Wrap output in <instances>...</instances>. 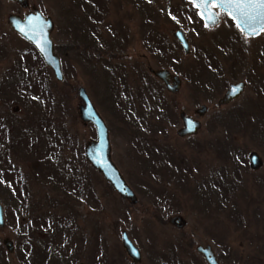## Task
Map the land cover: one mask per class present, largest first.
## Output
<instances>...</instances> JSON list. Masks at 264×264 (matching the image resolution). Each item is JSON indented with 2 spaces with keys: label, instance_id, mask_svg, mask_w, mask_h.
Returning <instances> with one entry per match:
<instances>
[{
  "label": "rangeland",
  "instance_id": "rangeland-1",
  "mask_svg": "<svg viewBox=\"0 0 264 264\" xmlns=\"http://www.w3.org/2000/svg\"><path fill=\"white\" fill-rule=\"evenodd\" d=\"M34 7L55 23L65 80L34 60L9 24L11 14ZM219 14L210 28L188 0H30L28 7L0 0V182L9 186L0 183V264H25L19 240L31 234L37 264H209L197 249L208 244L220 264H264V31L248 37ZM179 28L189 53L174 36ZM149 67L179 74L180 91L170 93ZM39 76V89L19 86ZM238 81L246 82L243 93L219 106ZM81 86L106 120L112 159L136 203L87 161L85 146L97 133L80 116ZM143 108L134 126L129 110ZM181 111L201 120L197 134L178 135ZM252 151L263 160L258 169L249 165ZM8 166L16 173L3 176ZM17 175L21 197L10 181ZM177 214L183 228L169 222ZM124 230L141 262L128 255Z\"/></svg>",
  "mask_w": 264,
  "mask_h": 264
},
{
  "label": "water",
  "instance_id": "water-1",
  "mask_svg": "<svg viewBox=\"0 0 264 264\" xmlns=\"http://www.w3.org/2000/svg\"><path fill=\"white\" fill-rule=\"evenodd\" d=\"M10 1H17L23 7H28L30 4V0ZM190 1L199 10L205 25L209 27H214L219 24L220 16L218 14V10H222L227 14L229 11H231L233 15L236 16L235 20L232 18V16H230L232 20H234L236 25L239 23V28L241 29L242 33L249 37L259 35L262 32L261 28L264 27V18L257 16L256 20L244 23V17L241 16L239 10H237L235 7L220 6L219 0H212V2L207 6H205L202 0ZM245 11L250 10L245 9ZM209 16L213 17V19H209ZM9 23L15 31H17L22 37L28 40L35 47L45 64L53 69L57 79L61 81L65 80L62 59L56 51L55 42L52 38V32L55 27L52 17L44 14L39 8L34 7L33 10L29 11L24 16L19 14H11L9 16ZM251 28H255L258 34L249 35L248 33ZM174 35L182 44L185 52L189 53L191 51V45L185 31L178 29L175 31ZM151 71L167 84L169 90H179L181 79L178 75H174L173 84H171L169 80V70H155L152 68ZM243 90L244 82L240 81L230 83L229 88L226 90L224 96L219 100V104L224 105L230 103L232 100L239 97L243 93ZM79 95L83 100V104L80 106V116L82 120L85 122H92L97 130V139L89 142L86 147V154L89 161L104 175V177L112 184L119 194L136 203L138 198L135 194V191L127 183L120 169L111 159L109 130L105 120L95 107L84 86L79 88ZM206 111L207 107L205 105L199 109V113L201 115L206 113ZM182 117L185 122V127L179 130L180 135L195 134L199 131L201 128L200 120H195L189 116H185L184 113H182ZM250 164L254 169H258L263 165V160L257 151L250 153ZM172 223L178 227H182L185 223V220L182 216L178 215L172 218ZM4 225L5 208L0 201V226ZM5 244L10 252L14 251V243L10 239L5 240ZM123 244L131 257H133L135 260L141 259L140 249L130 238L127 231H123ZM197 249L204 255L209 264H220L219 259L211 245H199Z\"/></svg>",
  "mask_w": 264,
  "mask_h": 264
},
{
  "label": "flooded vegetation",
  "instance_id": "flooded-vegetation-1",
  "mask_svg": "<svg viewBox=\"0 0 264 264\" xmlns=\"http://www.w3.org/2000/svg\"><path fill=\"white\" fill-rule=\"evenodd\" d=\"M33 10V9H32ZM31 11V10H30ZM29 12V11H28ZM28 12H26V13H28ZM26 13H24L23 15H21V16H24ZM20 15V14H19ZM9 21V20H8ZM10 24V23H9ZM12 27V26H11ZM13 29V28H12ZM14 30V29H13ZM15 31V30H14ZM15 32H17V31H15ZM18 33V32H17ZM19 34V33H18ZM20 35V34H19ZM21 36V35H20ZM22 37V36H21ZM22 38H24V37H22ZM25 39V38H24ZM26 40V39H25ZM28 41V40H27ZM28 43L29 44H31L29 41H28ZM31 46H32V51H33V53H35L36 54V57L34 58V60H38V57H39V53H38V51L35 49V47L31 44ZM56 47V46H55ZM191 52V51H190ZM49 67V66H48ZM50 68V67H49ZM151 69H152V67H149V72L150 73H152L155 77H157L158 79H160L157 75H155L152 71H151ZM154 69V68H153ZM163 69H167V68H163ZM155 70H159V69H155ZM167 70H169V69H167ZM28 71H30V69H28ZM169 72H170V78H169V80H170V83L171 84H173V77H174V75H178L179 77H180V75L179 74H173L170 70H169ZM180 79H181V77H180ZM163 83H164V85H165V88L170 92V93H177L178 91H180V89H181V87H182V79H181V84H180V87H179V90L178 91H171V90H169V88H168V86H167V84L162 80V79H160ZM239 82V81H238ZM242 82H244V81H242ZM231 83H234V82H231ZM42 84H45L44 83V81L42 80V78L39 76L38 77V79L36 80V81H25L24 80V82L22 83V84H20L19 86L20 87H22V88H25L26 90H28V89H33V88H40L41 87V85ZM230 85V84H229ZM85 87V86H84ZM229 87V86H228ZM86 88V87H85ZM245 88H246V82H244V90H245ZM148 90H149V88H147ZM86 90H87V88H86ZM243 90V91H244ZM87 92H88V90H87ZM149 92H150V90H149ZM88 94H89V92H88ZM150 95L152 96V98L153 99H157L158 97L159 98H161V96H160V93L158 92V91H151L150 92ZM89 96H90V94H89ZM90 98H91V96H90ZM114 99V101H113V103L117 100V97L116 98H113ZM91 100H92V98H91ZM235 100V99H234ZM93 101V100H92ZM233 101V100H232ZM231 101V102H232ZM230 102V103H231ZM94 103V102H93ZM227 104H229V103H227ZM227 104H224V105H227ZM95 105V104H94ZM203 105H205L206 107H207V110H208V106L206 105V104H203ZM202 105V106H203ZM219 106H223V105H220L219 104ZM96 107V106H95ZM97 108V107H96ZM202 108V107H201ZM201 108H197L196 109V113L198 114V115H200V116H202V115H204V114H200L199 113V109H201ZM167 109H168V107H167ZM97 110H98V108H97ZM142 111L140 112H137L136 111V109H130L129 110V116L132 118V119H135V120H133L134 122V126L136 125L137 127H138V125H140L141 123H142V120H144V116L146 115V112L144 111V108L143 109H141ZM99 111V110H98ZM135 112H137V114L135 113ZM207 112V111H206ZM99 113L101 114V112L99 111ZM182 113H184L185 114V116H189V117H191V118H193V119H195V120H200L199 118H197V117H195V116H193L192 114H187L185 111H181L180 112V116H181V119H182V122H183V126L181 127V128H179V130L180 129H182V128H184L185 127V122H184V120H183V117H182ZM101 116L103 117V115L101 114ZM164 117H167V118H169L170 117V113L168 112V113H166L165 115H163ZM103 119H104V117H103ZM105 120V119H104ZM201 121V120H200ZM49 121H47V123H48ZM105 122H106V120H105ZM46 122H45V124H47ZM87 123V122H86ZM92 123V122H91ZM93 124V123H92ZM107 124V123H106ZM95 126V125H94ZM201 126H202V122H201ZM107 127H108V125H107ZM96 128V127H95ZM108 130H109V127H108ZM179 130H178V135L179 136H181V137H188V136H193V135H195V134H197V133H195V134H186V135H180L179 134ZM200 130V129H199ZM5 133V132H4ZM96 133H97V130H96ZM4 136H6L5 134H4ZM4 139H5V143H6V138L4 137ZM96 139H97V137H96ZM96 139H94V140H96ZM91 141H93V140H91ZM90 141V142H91ZM109 142H110V145H111V138H110V130H109ZM89 143V142H88ZM88 143L86 144V146H85V155H86V158H87V161L93 166V164L89 161V159H88V157H87V154H86V147H87V145H88ZM159 151V150H158ZM253 152V151H252ZM160 153V152H159ZM158 154L157 153H154L153 154V156H150V157H154V156H157ZM159 156V155H158ZM169 156V155H168ZM111 159H112V156H111ZM112 161H113V159H112ZM114 162V161H113ZM180 163L179 164H184L185 163V161L183 160L182 162L181 161H179ZM115 163V162H114ZM171 163V162H170ZM249 165H250V167H251V164H250V155H249ZM94 167V166H93ZM118 167V166H117ZM178 167V166H177ZM95 168V167H94ZM252 168V167H251ZM95 169H97V168H95ZM98 170V169H97ZM99 171V170H98ZM100 172V171H99ZM101 173V172H100ZM102 174V173H101ZM104 176V175H103ZM127 181V180H126ZM110 183V182H109ZM111 184V183H110ZM134 190V189H133ZM162 193H164L163 191H162ZM178 215H180V216H182V214H177V215H174V216H178ZM174 216H171L170 217V219H169V222L171 223V224H173L172 223V218L174 217ZM183 217V216H182ZM53 221H54V219H53ZM185 224V223H184ZM175 225V224H174ZM176 226V225H175ZM184 226V225H183ZM183 226L181 227V228H183ZM180 228V227H179ZM130 236V235H129ZM131 238V237H130ZM137 245V244H136ZM208 245H210V244H208ZM138 246V245H137ZM199 246V245H198ZM138 248L140 249V247L138 246ZM198 248V247H197ZM140 252H141V259L140 260H135L133 257H131L129 254V256L132 258V260L134 261V262H141V260H142V257H143V255H142V251H141V249H140ZM173 263H175V262H170V264H173Z\"/></svg>",
  "mask_w": 264,
  "mask_h": 264
},
{
  "label": "trees",
  "instance_id": "trees-1",
  "mask_svg": "<svg viewBox=\"0 0 264 264\" xmlns=\"http://www.w3.org/2000/svg\"><path fill=\"white\" fill-rule=\"evenodd\" d=\"M58 51V50H57ZM59 52V51H58ZM214 56H215V54H213ZM208 56L207 55V57L208 58H206V59H208L206 62V64H208V65H211V64H209V62L210 61H212L211 63H213L214 61H215V57L214 56ZM39 59L42 61V59H41V57L39 56ZM211 67H214V68H216L217 70H218V67L217 66H213V64L211 65ZM3 124L4 123H1V121H0V135L1 136H4V129H3ZM5 141V139H4V137H3V140L2 141H0V144L2 143V142H4ZM5 163L7 162V160H5L4 161ZM4 164V163H3ZM5 166V165H4ZM6 166H7V163H6ZM4 168V170L6 171V173L3 175V176H6V174L8 175L9 173H11V174H14V173H16V170L14 169V168H12V166L11 167H9L8 166V168L7 167H3ZM1 171H2V169L0 168V173H1ZM6 178H8V177H6ZM8 180H9V178H8ZM11 182H12V184H14V189L16 188V192H18V195L21 197V195H22V191H21V182H20V176L19 175H17V176H15L13 179H11L10 180ZM1 183V182H0ZM1 185H6V184H3V183H1ZM6 188L9 190V186L8 185H6ZM19 197V198H20ZM20 199H22V198H20ZM24 237V238H23ZM22 238H21V240H19V245H20V252H21V259L23 260V262L25 263V264H28V261L30 260V259H34V260H36V258L34 257L33 258V256L32 255H34L35 256V254L36 253H40V251L39 250H37L36 248H33L32 249V242H33V240H34V238H35V236L33 235V234H31V235H27V236H23ZM27 242V243H26ZM45 246H47V244H45ZM38 248H40L41 250H43V247H38ZM25 251V252H24ZM41 261H44V260H42L41 259ZM37 262H38V260H36L35 262H33V264H37Z\"/></svg>",
  "mask_w": 264,
  "mask_h": 264
},
{
  "label": "snow or ice",
  "instance_id": "snow-or-ice-1",
  "mask_svg": "<svg viewBox=\"0 0 264 264\" xmlns=\"http://www.w3.org/2000/svg\"><path fill=\"white\" fill-rule=\"evenodd\" d=\"M202 2L207 6L212 0H202ZM219 3L220 6L235 7L239 10L241 16L244 17V23L256 20L257 16L264 18V0H219ZM245 9L250 11H245ZM228 15L232 16L234 20L236 19V16L231 11H229ZM209 19H213V17L209 16ZM237 26L239 27L240 24L238 23ZM261 30L264 31V27ZM248 34L255 35L258 33L255 28H251Z\"/></svg>",
  "mask_w": 264,
  "mask_h": 264
}]
</instances>
